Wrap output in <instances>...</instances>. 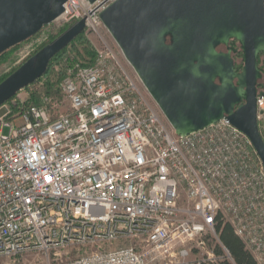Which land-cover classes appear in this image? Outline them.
Here are the masks:
<instances>
[{"label":"built area","instance_id":"built-area-1","mask_svg":"<svg viewBox=\"0 0 264 264\" xmlns=\"http://www.w3.org/2000/svg\"><path fill=\"white\" fill-rule=\"evenodd\" d=\"M115 1L66 0L52 22L83 20L95 53L84 66L68 45L50 62L64 70V111L43 96L14 115L18 94L0 107V264H220L225 225L264 264V166L250 140L225 118L176 135L106 41L99 15ZM255 104L264 141V97Z\"/></svg>","mask_w":264,"mask_h":264},{"label":"water","instance_id":"water-1","mask_svg":"<svg viewBox=\"0 0 264 264\" xmlns=\"http://www.w3.org/2000/svg\"><path fill=\"white\" fill-rule=\"evenodd\" d=\"M65 2L0 0V54L58 19ZM99 17L176 135L225 118L247 136L264 166L255 104L264 97V85L258 84L263 0H116ZM83 30V20L73 24L3 80L0 107L43 77L51 60ZM229 39L241 47L239 73L232 58L237 51H216Z\"/></svg>","mask_w":264,"mask_h":264},{"label":"trees","instance_id":"trees-1","mask_svg":"<svg viewBox=\"0 0 264 264\" xmlns=\"http://www.w3.org/2000/svg\"><path fill=\"white\" fill-rule=\"evenodd\" d=\"M69 26H65L59 31V35H61L63 32H65ZM28 41V40H27ZM22 44V43H21ZM14 46L3 53L0 54V66L7 63L10 58L12 57L14 51L21 45ZM69 46L72 48L73 51H82V54L75 53V57L84 64V66H88L89 64L93 63L94 59V51L89 45L88 41L84 38L83 34L77 36L70 44ZM80 49V50H77ZM40 50V49H39ZM66 48L60 51L52 60H56L58 57H60L64 52ZM35 54V53H34ZM240 57H242V54L240 53ZM264 57V53H260L258 56V66L259 70L262 73V80L260 82H264V60L262 58ZM50 64L47 68V71L44 75V77H47L50 72ZM242 67L241 65H237L236 69H240ZM16 70V69H15ZM14 70V71H15ZM14 71H12L10 74L6 75L0 80V83L5 80L9 75H11ZM64 74V70L62 71L61 75L58 77V81L55 83L50 82L49 80H46L45 83L42 85L39 92H34L30 95L29 99L25 101L23 104H18L16 106H12V111L14 115H17L21 110L29 108L31 106H41L42 100L41 98L43 96L52 98V100H55L60 96L57 84L61 81ZM43 77V78H44ZM57 85V86H55ZM219 240L221 244L225 247L227 250L229 257L231 259V262L226 260L225 258L221 261L220 264H256L254 260L252 259L251 255L248 253V251L245 250L242 242L233 234L232 229L225 225L221 228L219 233ZM216 253L219 255H223L221 249L219 247H216L215 249Z\"/></svg>","mask_w":264,"mask_h":264},{"label":"rangeland","instance_id":"rangeland-1","mask_svg":"<svg viewBox=\"0 0 264 264\" xmlns=\"http://www.w3.org/2000/svg\"><path fill=\"white\" fill-rule=\"evenodd\" d=\"M60 29H62V27H59L58 23H56V22L51 23V24L45 26L38 33L39 36L36 35L32 39H29L28 41L22 43L14 51L10 60L7 63L0 66V80L3 77H5L6 75L10 74L15 69H17L24 61H26L29 57L34 55V53H36L43 46L49 44L51 41H53L55 38H57ZM42 34L46 35L48 37V41L45 45H43L39 48H35V45L33 43H35V41H37L38 38ZM105 38H106L107 43L110 45V47H112L115 50V52L118 54V56L122 60L123 65L127 69V71H129L131 74H134L135 72H134L133 68L126 61L121 50L119 49V47L117 46V44L115 43V41L113 40V38L111 37L109 32H107L105 34ZM77 50H80V49H77ZM27 52H28V56L23 59V56H26ZM77 52L82 54V51H68L67 56H69L70 59H72L71 57H74L75 53H77ZM262 60H264V57L262 58ZM54 66H55L54 68L50 69V72H49L47 77H44V78L42 77V79H39L38 81H36L32 85H30L29 87L18 92L17 93L18 99H20V101H22V102L27 101L32 93L40 91L42 85L45 83L46 80H49L52 83H55L56 81H58V77L61 75V73L63 71V67L62 66L58 67V65H54ZM57 85H55V86H57ZM55 101L58 103V107H59L58 109H61L63 111L66 109V105L63 103L61 96H58V98H56ZM5 133H7V131H5ZM211 245H213V247L216 249V247H217L216 245L214 246L213 243H211Z\"/></svg>","mask_w":264,"mask_h":264},{"label":"flooded vegetation","instance_id":"flooded-vegetation-1","mask_svg":"<svg viewBox=\"0 0 264 264\" xmlns=\"http://www.w3.org/2000/svg\"><path fill=\"white\" fill-rule=\"evenodd\" d=\"M166 43L170 44V39L169 37L166 38ZM216 51H221V52H226V51H237L236 54H232V58L234 60V70L236 73H239L241 71L240 69H236L237 65H243V60L242 57H240V51H241V47L240 44L238 43V41H236L235 39H229V41L227 42V44H220L219 46L216 47ZM258 84L260 85H264V82H258ZM260 90V88H258Z\"/></svg>","mask_w":264,"mask_h":264}]
</instances>
